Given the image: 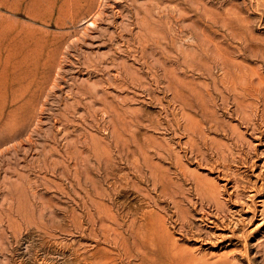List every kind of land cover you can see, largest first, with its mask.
Segmentation results:
<instances>
[{
	"label": "rangeland",
	"instance_id": "1",
	"mask_svg": "<svg viewBox=\"0 0 264 264\" xmlns=\"http://www.w3.org/2000/svg\"><path fill=\"white\" fill-rule=\"evenodd\" d=\"M190 261L264 264V0H0V264Z\"/></svg>",
	"mask_w": 264,
	"mask_h": 264
},
{
	"label": "bare ground",
	"instance_id": "2",
	"mask_svg": "<svg viewBox=\"0 0 264 264\" xmlns=\"http://www.w3.org/2000/svg\"><path fill=\"white\" fill-rule=\"evenodd\" d=\"M252 79V78H251ZM235 80V79H234ZM252 87V86H251ZM249 88V87H248ZM260 89V88H259ZM256 94V93H255ZM241 97V96H240ZM242 98H243V96H242ZM241 103V102H240ZM261 103V102H260ZM246 107V106H245ZM255 107H257V106H255ZM262 108V107H261ZM244 110V109H243ZM253 122V121H252ZM253 127V126H252ZM178 244V243H177ZM176 254H178L177 252H176ZM179 256V255H178ZM180 258V257H179ZM179 258H178V260H179ZM182 258V257H181ZM177 260V261H178ZM173 261V260H172ZM205 261V260H204ZM207 261V260H206ZM223 261V260H222ZM179 262V261H178ZM183 262V261H182ZM190 262H194L195 264H197L196 263V261H190ZM189 263V262H188ZM190 264H192V263H190Z\"/></svg>",
	"mask_w": 264,
	"mask_h": 264
}]
</instances>
